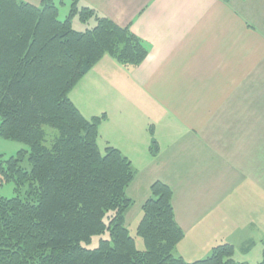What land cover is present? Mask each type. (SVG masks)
<instances>
[{
    "label": "crops",
    "instance_id": "obj_1",
    "mask_svg": "<svg viewBox=\"0 0 264 264\" xmlns=\"http://www.w3.org/2000/svg\"><path fill=\"white\" fill-rule=\"evenodd\" d=\"M82 6L128 26L147 49L135 67L103 56L69 93L85 118L106 115L97 145L130 161L132 206L140 211L161 181L183 231L174 256L191 262L230 243L262 257L264 0H77Z\"/></svg>",
    "mask_w": 264,
    "mask_h": 264
},
{
    "label": "trees",
    "instance_id": "obj_2",
    "mask_svg": "<svg viewBox=\"0 0 264 264\" xmlns=\"http://www.w3.org/2000/svg\"><path fill=\"white\" fill-rule=\"evenodd\" d=\"M76 15L95 23L77 31L71 26ZM104 55L135 67L147 49L128 26L78 8L77 0L63 20L52 0L37 6L0 0V137L26 144L30 164L19 167L22 151L1 160L0 179L13 182L16 195L0 197V264H264V250L256 263L238 261L230 243L191 262L174 256L183 231L172 189L161 181L150 185L141 206L136 235L144 249H136L124 225L135 171L117 148L99 150L98 125L106 115L87 119L68 97ZM54 62L59 66L52 69ZM106 231L109 239L96 248L82 246Z\"/></svg>",
    "mask_w": 264,
    "mask_h": 264
},
{
    "label": "rangeland",
    "instance_id": "obj_3",
    "mask_svg": "<svg viewBox=\"0 0 264 264\" xmlns=\"http://www.w3.org/2000/svg\"><path fill=\"white\" fill-rule=\"evenodd\" d=\"M57 6L59 7L58 19L63 20L69 11V3L67 2V4H65V6H62V5H57ZM93 25H94V21L92 18L88 19L87 22H82L79 20L78 16L76 15L71 20L72 28L77 30V31H82L86 28H90ZM104 56H108V55H104ZM50 66H52V69H55L54 67L58 68L59 65L56 64V62H54ZM44 68L46 70H49L48 65H45ZM69 93H68V97H69ZM88 119H90V118H88ZM44 130L47 134V137H52L54 135V132H52L49 128L45 127ZM103 149H102V147H99V150L101 152L103 151ZM18 151H22L21 162L19 163V167H21L23 170L24 169L29 170L30 169V164L28 162L29 147L24 143L12 141V140H5V139H2L0 137V166L4 165L3 163H1V160H5V159L9 158L10 156L17 155ZM4 168H5V165H4ZM15 195H16L15 184L13 182H5V181H2L0 179V197L11 198V197H14ZM22 199H24V198L22 197ZM140 215H142L141 210L138 211L137 206L131 205L130 208L126 211L125 217H124V225L127 228L130 236H132L134 238V243H135V247L137 250H143L144 249V243H143L142 238L139 237L138 235H136V226L138 223L137 222L138 217ZM256 237L259 241L260 235H258ZM100 239H109L108 232L106 231L102 234L94 235L91 237V239L88 243L82 242L81 244L83 247H85L87 249H93L99 245ZM233 242L237 243L236 240H234ZM237 247H238V249L236 248L235 253H234V258L236 260H238V261L247 260V261H250V263H256L257 261H259L261 259V256H260L261 251H252L249 255L244 256L243 252H241V250H239V246H237ZM206 255H208V254H205V256Z\"/></svg>",
    "mask_w": 264,
    "mask_h": 264
}]
</instances>
